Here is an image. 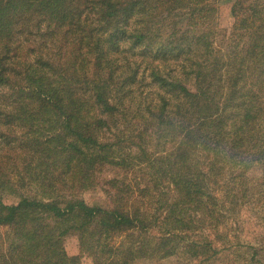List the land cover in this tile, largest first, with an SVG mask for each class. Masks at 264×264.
I'll use <instances>...</instances> for the list:
<instances>
[{"label": "trees", "instance_id": "trees-1", "mask_svg": "<svg viewBox=\"0 0 264 264\" xmlns=\"http://www.w3.org/2000/svg\"><path fill=\"white\" fill-rule=\"evenodd\" d=\"M246 204L264 0H0V264H264L238 253Z\"/></svg>", "mask_w": 264, "mask_h": 264}, {"label": "rangeland", "instance_id": "rangeland-1", "mask_svg": "<svg viewBox=\"0 0 264 264\" xmlns=\"http://www.w3.org/2000/svg\"><path fill=\"white\" fill-rule=\"evenodd\" d=\"M227 5H222L219 11V22L222 25H226L227 22ZM88 199H101V193L99 192H88L85 194ZM6 200H11L7 198ZM240 218V228L236 229L239 231L238 236L240 239V244L238 246V253L241 260L247 259L251 254L250 249H247L249 246L264 247V213L262 211L253 210L251 206L245 205L239 211ZM233 229L235 227H232ZM5 229H1V232H4ZM63 245L68 255H77L79 253L77 237L75 235H68L63 239ZM239 257V258H240ZM84 264H87L88 260L83 259ZM134 264H190L187 256L183 253H178L175 256L163 259V260H154V261H137Z\"/></svg>", "mask_w": 264, "mask_h": 264}]
</instances>
